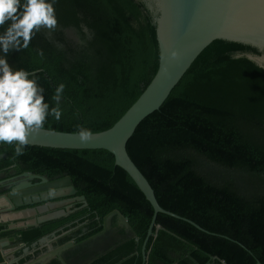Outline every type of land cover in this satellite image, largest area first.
I'll use <instances>...</instances> for the list:
<instances>
[{
    "label": "trees",
    "instance_id": "1",
    "mask_svg": "<svg viewBox=\"0 0 264 264\" xmlns=\"http://www.w3.org/2000/svg\"><path fill=\"white\" fill-rule=\"evenodd\" d=\"M54 9L57 24L52 32L71 29L83 40L85 29L84 44H69L58 30L63 46L57 48L41 27L27 48L9 53L8 63L32 74L50 107L56 104L51 98L56 85H65L61 119L48 116L43 128L70 133L77 125L92 133L107 130L157 71V14L146 0H56ZM246 54L262 56L264 50L212 41L127 142L129 158L164 210L230 239L159 213L153 234L157 226L159 230L146 245L148 264H264V68ZM3 153L0 171L14 165L16 173L27 170L48 179L68 176L87 204L67 217L20 229L16 242L30 244L85 214L87 221L95 216L102 221L116 210L138 239L123 243L119 257L136 253L119 260L110 253L95 263H141L140 248L153 209L109 152L27 144L16 155L12 144L0 142ZM241 182L251 186L250 191L238 188ZM97 225L96 220L89 223L90 228Z\"/></svg>",
    "mask_w": 264,
    "mask_h": 264
},
{
    "label": "water",
    "instance_id": "2",
    "mask_svg": "<svg viewBox=\"0 0 264 264\" xmlns=\"http://www.w3.org/2000/svg\"><path fill=\"white\" fill-rule=\"evenodd\" d=\"M148 7L156 17V40L158 44V68L135 102L107 130L92 133L89 141L81 143L75 132H60L41 128L30 132L27 144L53 149L105 150L113 156L114 165L122 169L134 182L153 209V215L142 242L143 262L146 259L145 248L153 234L157 214H165L191 224L196 229L215 236L191 220L164 210L157 202L154 191L143 174L129 158L126 145L137 126L147 116L158 111L173 88L178 84L196 57L214 40L250 45L264 50V0H146ZM259 67L264 68V55H245ZM5 154H0V159ZM9 176V177H8ZM76 191L67 176L62 181L49 182L45 177L31 172L0 175V199L11 218L10 229H27L59 219L66 215L65 210L73 202L86 205L83 196H75ZM68 198L67 200H63ZM58 199H61L58 201ZM116 216L118 222L128 230L127 218L113 210L103 219L104 231L108 220ZM103 233V232H102ZM135 238V234H132ZM58 239L55 232L40 237L30 244L18 243L24 252H31L39 246L40 253L36 264H48L53 258L67 264L64 251L74 247L72 241L53 248L52 241ZM137 241V239H135ZM230 240V239H229ZM101 236L92 237L91 244L96 245V252L102 253L105 246ZM17 244L15 237L2 238L0 248ZM99 246V247H98ZM47 252L44 253V249ZM3 261L0 264H12L9 255L0 251ZM31 255V254H30ZM90 260L83 261L87 263ZM82 263V264H83ZM255 264H261L256 262Z\"/></svg>",
    "mask_w": 264,
    "mask_h": 264
},
{
    "label": "clouds",
    "instance_id": "3",
    "mask_svg": "<svg viewBox=\"0 0 264 264\" xmlns=\"http://www.w3.org/2000/svg\"><path fill=\"white\" fill-rule=\"evenodd\" d=\"M55 3L56 0H0V142L12 144L16 155L23 153L28 134L43 128L46 117L61 119L59 102L65 85H56L51 97L56 104L50 107L43 88L34 77L30 78L32 74L23 68L14 70L8 63L9 53L27 48L41 27L55 29ZM38 54L42 55V50ZM75 135L85 143L92 131L77 125Z\"/></svg>",
    "mask_w": 264,
    "mask_h": 264
},
{
    "label": "flooded vegetation",
    "instance_id": "4",
    "mask_svg": "<svg viewBox=\"0 0 264 264\" xmlns=\"http://www.w3.org/2000/svg\"><path fill=\"white\" fill-rule=\"evenodd\" d=\"M58 30H60L63 33L64 39L69 44L83 45L84 40L87 39V31L85 29H83V32L85 34V38L83 40L78 35H76L74 33V31L71 29L57 28L56 33H53L52 30L47 29L45 31V36H46L47 40L50 41L51 43H53L57 48L63 46L58 41ZM14 171L16 173L15 166L12 165V166H10V168L8 170L0 171V175L1 174H4V175L8 174L9 175ZM25 171L30 172L27 170H25ZM22 172H24V171H22ZM22 172H19V173H22ZM31 173H33V172H31ZM34 174H39V173H34ZM39 175H41V174H39ZM41 176L45 177L49 182H58V183L60 181H62L65 177H67V176H55L52 179H48L44 175H41ZM75 196H79V195H75ZM67 199L68 198H64L63 200H67ZM59 200H61V199H58V201ZM77 204H80L79 207H76ZM86 205L83 204L82 202H76V201L71 203L69 206H66V207H68V209L65 210L66 215H64L63 217H67L68 215L78 211L79 209L86 207ZM105 216L102 218V221H100L97 216H95L91 220L87 221L88 214H85V215H82L78 218H75L74 220L68 222L67 224L63 225L62 227H60L54 231L55 235H56V237H58V239H55L54 241L51 242L53 248L61 246L68 241H72L73 245H75L74 247L68 248L64 251V257L66 258L65 260H66L67 264H82L83 261L87 260L88 258H90V260L87 263H83V264H96L95 262L99 258H101L105 255H108L110 253H113L114 256L119 257L122 254V252H118V251L120 250V247L123 245V243H125L126 241H128L130 239H134V240L137 239V238H134L132 235L135 233L131 229L128 230L125 226L121 225L118 222L116 216H113L108 220L107 229L104 231L103 219L105 218ZM94 220L98 221L99 225H97L93 228H90L89 223L91 221H94ZM98 227H101V229L99 231L94 232V230ZM87 234H88V236H86ZM96 235L101 236V239H102L101 243L105 244V246L102 248L101 254L96 252V245L95 246L90 245L92 237H94ZM66 237H69V240L65 241L64 239ZM137 241H138V239H137ZM141 247H142V245H141ZM43 251H44V253H46L47 248H45ZM141 252H142V250L140 248V253ZM148 252L149 251H146V248H145L146 259L144 260V262H143V256L141 253V258H142L141 260L142 261L140 264H148ZM135 253H136V251H133L129 254L127 253L126 255L124 253L122 256H131ZM171 256H175V255L171 254ZM34 257H36V256H34ZM121 257H119L118 260ZM30 264H36L35 258H33L31 260ZM48 264H62V263L59 260H57L56 258H53L52 261ZM101 264H103V263H101ZM157 264H163V263L158 262ZM171 264H178V263L172 262Z\"/></svg>",
    "mask_w": 264,
    "mask_h": 264
},
{
    "label": "crops",
    "instance_id": "5",
    "mask_svg": "<svg viewBox=\"0 0 264 264\" xmlns=\"http://www.w3.org/2000/svg\"><path fill=\"white\" fill-rule=\"evenodd\" d=\"M6 210H8V208L5 202L2 199H0V240L2 238L15 237V236L18 237L16 233L17 231L20 230V229H10L9 228L11 226L12 221H11V218L6 213ZM19 242H17L16 245L11 244L4 249L0 248V251H3L5 254L9 255L8 259H12L11 260L12 264H30L33 258L35 259L37 258L36 255L40 253L41 251L40 249H42V247L44 246L43 245L42 247L39 246L35 249H31V252L29 253V252H24V248H21L18 246ZM2 261H3V258L0 253V262Z\"/></svg>",
    "mask_w": 264,
    "mask_h": 264
},
{
    "label": "rangeland",
    "instance_id": "6",
    "mask_svg": "<svg viewBox=\"0 0 264 264\" xmlns=\"http://www.w3.org/2000/svg\"><path fill=\"white\" fill-rule=\"evenodd\" d=\"M214 171L217 172V171H219V169L214 168ZM238 188H243V189H247L248 188V191H250L251 186L247 187L246 183L241 182V183H238Z\"/></svg>",
    "mask_w": 264,
    "mask_h": 264
}]
</instances>
